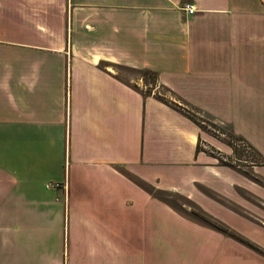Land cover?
Instances as JSON below:
<instances>
[{"label":"crops","instance_id":"0c3cea01","mask_svg":"<svg viewBox=\"0 0 264 264\" xmlns=\"http://www.w3.org/2000/svg\"><path fill=\"white\" fill-rule=\"evenodd\" d=\"M190 110L261 161L240 169L201 149L228 148ZM157 190L264 229L249 197L264 202V0H0V264H233L234 241L255 251Z\"/></svg>","mask_w":264,"mask_h":264},{"label":"rangeland","instance_id":"374dc122","mask_svg":"<svg viewBox=\"0 0 264 264\" xmlns=\"http://www.w3.org/2000/svg\"><path fill=\"white\" fill-rule=\"evenodd\" d=\"M113 69H115L121 76L126 78H129L132 75L135 76L141 75V77L144 80L142 82V86L144 89L145 88L149 89L150 87L154 86L156 83V80L153 78L152 73L149 72L142 71V74H139L137 70H132L120 66H113ZM157 90L160 91L158 95H160L164 99H170L169 98L170 93L165 87L159 85L157 87ZM189 113L192 114V116H194L198 120V122L200 123L201 130L204 132V134H208L207 137H209V139H211L214 143H217L219 145L222 143L223 146H227L228 149L226 150L221 147L215 146L213 143L205 141L202 138H200L198 143L199 147L213 154L218 159V161L236 165L240 169H246L245 167L246 164H257L261 161V157L256 152V150L252 148V146L249 145L246 140L232 134L227 127H224L220 123L214 122L209 118L203 117V115H200L193 110H190ZM155 192L161 198L170 202L179 212L185 214L186 216L196 221L206 223L208 225H211V222L214 221V223L217 224L218 226L225 227L228 233L232 232L235 233V235L239 234L241 235V237L243 236L244 238L253 241H257L256 239H258L259 241L264 242L263 227L262 228L259 227L258 226L259 224L253 222L251 219L245 216L233 213L231 210H229V208H227V206L218 203V201H215L213 199L204 200L203 202L205 206L201 205L206 210L209 211L213 210L215 214H217L213 219L196 203H194L192 200H190L181 193H177V192L169 193L163 190H157ZM249 197L252 201L251 205L253 206L251 209L254 212H256L259 215V217H261V219L253 217L252 215L251 217L253 219L256 218L255 220L257 222L264 224V202L259 200L257 197H251L250 195ZM234 207L236 206L234 205ZM241 208H242L241 206L238 207V209ZM188 234H189L190 244L192 245L198 244L199 246L204 247L206 250H209L208 248L211 246L212 242L209 241L207 236L201 233L194 232L192 229H189ZM249 243L252 244L251 246L255 248L256 252L252 249H245L239 245L242 243L240 242L236 243L234 241L233 244H238V245H237V249H235V251H237V253L235 254L236 259H234V251L232 254L234 261L233 264H264V258H262L257 253V251H260V254L264 256V249L261 247L260 244L259 246L250 241ZM226 246L227 245H225L224 247ZM226 255H227V251H223L221 253V258L222 259L223 257L225 258ZM203 264H220V261H216L215 257L209 254L206 255L205 258L203 259Z\"/></svg>","mask_w":264,"mask_h":264},{"label":"built area","instance_id":"2783aa9c","mask_svg":"<svg viewBox=\"0 0 264 264\" xmlns=\"http://www.w3.org/2000/svg\"><path fill=\"white\" fill-rule=\"evenodd\" d=\"M184 10L188 13H192L195 10V7L193 4L191 3H185L183 6ZM47 186H55V187H59L61 185V182L59 181H48Z\"/></svg>","mask_w":264,"mask_h":264},{"label":"trees","instance_id":"16d2710c","mask_svg":"<svg viewBox=\"0 0 264 264\" xmlns=\"http://www.w3.org/2000/svg\"><path fill=\"white\" fill-rule=\"evenodd\" d=\"M144 71H145V72L152 73L153 78L156 80L157 75H156V73H155L154 71H152V70H144ZM190 115L192 116V114H190ZM192 117H193L194 119H196L194 116H192ZM196 121H198V120L196 119ZM225 163H226V162H225ZM211 225L214 226V227L220 228V229H222L223 231L228 232L227 229H226L225 227L218 226L217 224L214 223V221L211 222ZM229 233L232 234V235H235V233H232V232H229ZM235 236H237L239 239H241V240L244 241V242L247 241L246 243L250 244L248 240H246V239H244V238H242V237H239L238 235H235ZM250 245H252V244H250Z\"/></svg>","mask_w":264,"mask_h":264}]
</instances>
